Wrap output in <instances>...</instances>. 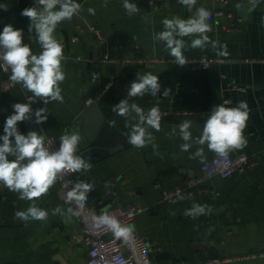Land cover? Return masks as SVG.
Here are the masks:
<instances>
[{"label":"crops","instance_id":"1","mask_svg":"<svg viewBox=\"0 0 264 264\" xmlns=\"http://www.w3.org/2000/svg\"><path fill=\"white\" fill-rule=\"evenodd\" d=\"M153 1L157 8L149 0H129L139 8L131 16L123 8V0H107V6L104 0L77 2L82 11L58 25L54 33L63 44L66 57L62 62L66 78L60 85L63 103L50 101L45 105L35 97V110L47 107L48 119L38 126L19 122L18 129L25 135L28 131L51 134L60 145V137L71 134L68 129L71 123L90 101H95L106 119L128 139L139 117L132 111L127 117L119 116L112 107L127 99L147 113L152 106L159 105L160 131L143 125L155 137V149L151 144L143 148L130 144L109 155L100 147H77L75 155L92 165L90 170L74 172L78 182L95 185L89 205L104 214L120 205L138 204L141 209L133 219L132 230L148 243L151 264H174L178 260L196 264L208 258L264 248V62L257 60L264 56V0L251 12L250 0H227L226 12L232 18L215 14V0H197L191 12L178 0ZM34 3L35 0H0V4L8 6V11L0 9V31L6 24L23 29V43L30 46L32 54L38 55L42 48L35 31H28L30 21L20 15ZM237 4L241 5L239 9L235 7ZM202 6L212 13L207 21L212 27L206 33L209 42L193 49L191 43L200 38L199 34L176 38L184 41L185 58L204 54L224 61L205 69L194 68L189 62L180 66L168 54L166 43L156 39V34L165 30L161 22L164 18L187 19ZM89 8L95 10L94 15L88 12ZM222 45L227 46V56L217 55L223 50ZM103 55L119 61L94 65ZM129 57L142 61H121ZM147 72L159 77L160 92L155 97L150 94L129 97L128 89L137 74ZM3 79L0 73V135L4 134L6 118L13 114L12 105L23 103V91L32 95L21 86L4 91ZM232 84L244 89L232 88ZM166 88L170 92L164 97ZM224 99L230 102L224 103ZM241 100H246L250 109L244 129L247 145L229 155L246 153L254 157L255 164L227 177L205 176L201 166L214 153L196 142L203 124L214 105L234 107ZM185 120L193 124L188 152L180 149L184 141L179 135V124ZM200 147L206 156L203 163L199 158L189 159ZM196 176L204 180L192 194L175 204L162 202V189L180 186ZM31 203L0 185V228L30 225L16 238L0 236V264H86L88 246L73 241L80 234L79 221L75 214L69 213L58 181L35 201L37 207L48 212L47 220L15 218L16 211L26 210ZM194 203L210 205L212 212L195 219L187 216L185 209H191ZM57 206L60 211L53 215ZM225 264H261V261Z\"/></svg>","mask_w":264,"mask_h":264},{"label":"clouds","instance_id":"2","mask_svg":"<svg viewBox=\"0 0 264 264\" xmlns=\"http://www.w3.org/2000/svg\"><path fill=\"white\" fill-rule=\"evenodd\" d=\"M181 5H186L189 12L197 0H178ZM260 0H250L249 12L255 11ZM107 6V0H104ZM237 9L241 5L235 6ZM123 8L128 16L139 11L136 4L129 0H123ZM0 9L8 11V6L0 4ZM82 11L81 4L77 0H35L31 7L24 8L20 15L27 17L30 21L28 31H35L37 40L42 51L36 55L28 44L23 43V29L14 28L6 24L0 31V67L7 66L11 70L9 76L13 84H19L23 89L32 93L33 97L40 98L45 105L50 101L63 103L61 83L65 80L66 74L62 66L65 61L64 46L57 40L54 33L62 22L70 21ZM88 12L95 14L93 8ZM212 13L205 7H199L195 14L187 19L173 17L164 18L161 22L164 31L156 34V39L166 43V49L175 62L184 66L186 58L183 54L185 47L182 39L192 34H199L200 38L194 39L191 47L202 48L209 42L206 33L212 31L211 25L207 22L211 19ZM213 48L216 45L213 44ZM222 51L217 52L218 56H227V46L222 45ZM161 89L159 77L147 72L137 74V79L131 83L128 89L129 97H143L150 94L155 97ZM170 89H165L163 96L169 95ZM13 114L6 118L3 126V135H0V185L9 191L18 193L20 200L32 202L26 210L15 212V218L24 221L48 219V212L36 206L35 201L46 195L49 189L55 184L58 177L66 172H79L90 170L91 164L84 158L75 155L78 145L81 142L79 130L72 129L71 134H64L60 137V146L56 151H50L45 146V136L37 131H28L22 134L18 129V123L30 118L32 112L30 104L14 103ZM112 111L122 117H127L129 112H134L139 117V123L132 126L128 141L136 148H143L151 144L155 149V137L147 131L148 128L160 131L161 112L159 105L152 106L145 110L128 100H121L119 104L112 107ZM47 107L35 111L36 123L41 124L48 119L45 114ZM249 106L246 100L238 101L236 106L227 107L225 104L214 105L209 112L208 118L203 124L202 133L196 141L199 145H206L210 152L218 157L227 158L230 152L246 147L247 138L244 136V129L249 118ZM192 121L185 120L179 124V135L184 141L180 145L183 152H188L192 139ZM173 133L176 128L172 129ZM14 159H9V157ZM199 158L203 163L206 159L203 147L189 156V159ZM91 159V157H89ZM92 185L84 182L77 183L68 192V201L75 200L80 207L87 199L86 193ZM60 211L59 206L53 210V215ZM69 213L72 209H68ZM212 212V207L207 204L194 203L191 209H185V214L193 219L207 215ZM95 228L106 226L116 240L128 243L133 239L132 228L123 225L114 215L108 213L100 216H92Z\"/></svg>","mask_w":264,"mask_h":264},{"label":"built area","instance_id":"3","mask_svg":"<svg viewBox=\"0 0 264 264\" xmlns=\"http://www.w3.org/2000/svg\"><path fill=\"white\" fill-rule=\"evenodd\" d=\"M217 8L215 14L225 15L228 18L234 17L231 13L226 12L227 0H215ZM149 2L157 8V4L153 0ZM231 29V27H230ZM260 62H264V56L257 59ZM119 60L109 58L107 55L101 56V58L94 61V65L101 62H117ZM122 62H141L139 57H129L121 60ZM224 59L219 57H211L204 54L195 56L192 58H186V62H189L194 68H208L212 64H218L223 62ZM2 63V62H0ZM0 73L3 74L4 79L2 82V89L9 90L12 87L20 86L19 84H13L9 76L11 70L7 66L0 67ZM222 78H226L225 74H220ZM110 83L105 85L107 89ZM232 88L243 90L242 86L235 84L231 85ZM23 91V90H22ZM24 93L23 103L30 104L32 112L30 118L23 121L27 125H39L36 121L35 108L33 106L35 97L29 93ZM224 103H229L230 99H224ZM45 146L50 151H56L59 149V143L55 137L51 134H46ZM254 157L246 153H239L234 156L228 155L227 158L218 157L213 154L207 161H205L201 169L205 173V176L221 175L227 177L234 171H241L245 166L254 165ZM204 180L202 176H196L185 180L180 186L174 188L162 189L161 200L168 204H175L181 201L184 196L193 193L195 188L201 185ZM60 187V194L63 201L69 205L72 209V213L75 214L79 221L80 234L74 237V242H84L88 246L86 264H151L148 251V243L141 237L133 233V239L128 243L116 240L110 230L106 226H101L99 229L95 228L92 216H100L93 207L89 205V195L95 189V185H92L91 189L86 193L87 199L83 202V207H80L75 200L68 201L67 194L71 191L77 183L74 172H66L61 174L58 179ZM141 207L138 204L120 205L109 209L106 213L116 216L123 225L132 228V222L135 215L140 211ZM105 214V213H104ZM133 231V230H132ZM260 260L261 264H264V248H255L246 250L237 254H228L223 256H217L214 258H208L197 262L196 264H225L234 261H256ZM174 264H192L186 260H178Z\"/></svg>","mask_w":264,"mask_h":264},{"label":"water","instance_id":"4","mask_svg":"<svg viewBox=\"0 0 264 264\" xmlns=\"http://www.w3.org/2000/svg\"><path fill=\"white\" fill-rule=\"evenodd\" d=\"M82 0H77L80 2ZM69 131L77 129L81 135L78 147L89 145L103 148L104 154H113L130 145L128 139L123 135L100 111L95 101H90L78 117L69 126ZM23 225L18 228H0V236L16 238L29 228Z\"/></svg>","mask_w":264,"mask_h":264}]
</instances>
